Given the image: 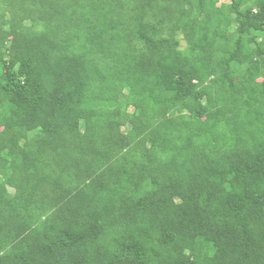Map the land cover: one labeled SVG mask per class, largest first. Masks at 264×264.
<instances>
[{
	"label": "trees",
	"instance_id": "obj_1",
	"mask_svg": "<svg viewBox=\"0 0 264 264\" xmlns=\"http://www.w3.org/2000/svg\"><path fill=\"white\" fill-rule=\"evenodd\" d=\"M0 264H264V0H0Z\"/></svg>",
	"mask_w": 264,
	"mask_h": 264
},
{
	"label": "rangeland",
	"instance_id": "obj_2",
	"mask_svg": "<svg viewBox=\"0 0 264 264\" xmlns=\"http://www.w3.org/2000/svg\"><path fill=\"white\" fill-rule=\"evenodd\" d=\"M181 43H182V45H184V44H185V42H184L183 40H181Z\"/></svg>",
	"mask_w": 264,
	"mask_h": 264
}]
</instances>
